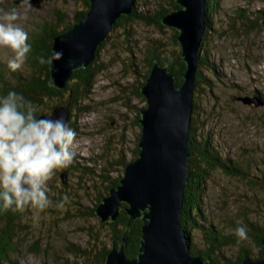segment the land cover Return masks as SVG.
Returning a JSON list of instances; mask_svg holds the SVG:
<instances>
[{"label":"rangeland","instance_id":"obj_1","mask_svg":"<svg viewBox=\"0 0 264 264\" xmlns=\"http://www.w3.org/2000/svg\"><path fill=\"white\" fill-rule=\"evenodd\" d=\"M136 1L138 10L150 12L158 2L166 6L168 0ZM80 7V2L73 0H31L30 6L0 0V15L15 8L16 23L29 34L44 21H57L56 12L66 14L64 20H67V15L71 16ZM260 8L264 9V0H218L210 18L207 17L211 25L206 31L204 46L219 69L221 80L202 68L204 73L200 76L206 78L193 89L194 101L198 104L199 114L195 119L199 121L198 126H204V130L212 134L222 156L241 161L239 164L244 170L250 168L248 177L232 176L215 169L201 181L199 207L205 221L233 237L238 225H244L249 231L248 221L257 228L264 227V103L259 100L258 103L257 99L244 103L241 99L245 96L264 98V21L260 19L257 25H249ZM155 38L172 44L171 27L159 28L133 21L109 33L97 61L102 70L96 74L92 91L85 100L90 103V109L68 118L69 126L77 134L72 145L75 162L71 165L75 169L63 168L67 170L65 183L61 182L59 172L50 178V204L46 209L37 212L26 206L17 217L13 216L10 222L14 225L15 250L8 253L13 263L90 264L94 262L93 251L97 252L100 244L111 247L107 225L100 224L98 217L88 211L100 194L102 167L108 160L113 163L117 156L126 164L132 159L135 145L138 146L141 126L136 121L146 102L132 92L134 85L139 84L138 76L128 73L123 59L127 49L140 58L144 45ZM171 44L170 48H176ZM12 56L10 48L0 46V87L5 84L2 80L12 83V74L23 77V73H27L25 61L15 71L8 68L7 61ZM207 77H211L212 90L207 85ZM44 103L45 106H40L42 109L51 102ZM125 164L122 169L113 170L111 176L117 173L121 176ZM5 224L6 221H1L0 228ZM189 229L191 251L202 248L201 233L192 226ZM241 245L248 249V255L256 258L259 248L252 235L247 234ZM220 248L228 260H234L240 252L236 243ZM73 249L77 252L73 253ZM8 259L2 264H12Z\"/></svg>","mask_w":264,"mask_h":264},{"label":"water","instance_id":"obj_2","mask_svg":"<svg viewBox=\"0 0 264 264\" xmlns=\"http://www.w3.org/2000/svg\"><path fill=\"white\" fill-rule=\"evenodd\" d=\"M88 1L85 15L52 37L49 57L53 51L62 52L49 65V83L56 88L65 86L73 70L90 63L116 18L130 13L135 0ZM176 1L179 7L165 12L161 22L177 29L176 38L185 63L183 81L177 85L168 67L153 61L140 87L146 104L139 110L138 154L125 164L119 183L110 187L94 208L99 219L106 221L114 219L118 207L125 202L126 226L135 218L142 220L138 251L134 257L125 256L124 230L120 241L112 239L103 264H209L200 254L189 252L188 237L180 225L183 187L188 181V133L205 26V0ZM248 97L241 99L244 103L259 100ZM60 114L69 125L68 104H57L49 114H39L37 118ZM60 177L64 182V170ZM260 245L262 257L245 254L239 264H264V239Z\"/></svg>","mask_w":264,"mask_h":264},{"label":"trees","instance_id":"obj_3","mask_svg":"<svg viewBox=\"0 0 264 264\" xmlns=\"http://www.w3.org/2000/svg\"><path fill=\"white\" fill-rule=\"evenodd\" d=\"M80 2L82 8L75 9L73 14L67 15L69 17L67 20H64L66 14H60L56 12L57 21L47 22L44 21L39 26L35 27L30 31L29 41L31 43V49L26 54V71L23 73V77L18 74H12L13 81L12 83H7L3 81V86L0 87V95L6 94L9 90H14L17 93L21 94L26 100L32 102L33 106L36 109L35 115L39 114H49L53 106L57 104H68V118L72 116L77 117V113L89 111L90 103H87L85 100L89 98V95L92 91L93 83L96 74L102 70L101 63L97 62L99 58L100 51L104 48L105 44L108 41L109 33L116 28H125L130 22L141 21L145 24H154L159 28H163L164 24L161 22V18L165 12L178 8L179 4L176 0H168L166 6H162L159 2L154 6L152 11H140L138 10V1L135 0L132 10L128 14H121L116 18L113 25L110 27L109 32L104 40H102L99 45L96 47L95 55L93 59L84 67H80L72 71L70 78L66 81L63 88H56L49 83V65L50 63L41 64L39 63L38 56L49 57L51 51L52 37L58 32L70 28L75 21L83 17L86 11L89 8L88 0H73ZM218 0H206V25L204 33L201 38L200 43V52L201 53L197 60L196 65V75H195V85L200 82V80L205 77H201L200 73H204L203 69L210 72L218 80L220 78V71L217 68L215 62L208 57L206 54V46H204L205 34L207 29L210 27L207 23V17L211 15V10L216 7ZM13 3H20V0H13ZM21 4V3H20ZM64 13V12H63ZM245 14V13H244ZM243 14V18L245 15ZM71 17V18H70ZM253 20L249 25H257L256 21H264V9L260 8L255 11ZM260 22V21H258ZM172 29V44L176 47L170 48V44H165L163 39L155 38L149 40L141 50L140 58L136 56L134 51L127 49L126 58L124 56L123 65L127 67L128 73L132 76H138L139 84L134 85L132 92L138 98L144 100V96L140 92L141 84L144 82L145 77L147 76L153 61H158L161 65L168 67V70L174 75L175 83L179 85L183 81V72L185 69V63L182 60L180 55V45L176 39L177 30L171 27ZM171 44V45H172ZM170 48V50H169ZM204 54H203V53ZM142 70L140 71V69ZM203 68V69H202ZM206 78V77H205ZM207 82V85L211 83V77ZM135 80H137L135 78ZM202 82V81H201ZM205 82V81H204ZM203 83V82H202ZM212 90V86H208ZM256 96V95H254ZM261 103H264V98L258 96ZM46 101L51 103L45 108ZM85 102V103H84ZM41 106V107H40ZM72 111H75L74 113ZM194 113V115H193ZM196 114V115H195ZM198 104L194 101V92L192 97V112L189 125V151L188 156V181L184 184L183 187V198H182V207H181V216H180V225L183 227L185 234L188 237L189 243V252L191 254H200L204 260H209V264H239L242 257L245 254H249L248 249L241 245V242H237V237H233L230 234L223 233L219 230L216 225L212 224L208 220L205 221L204 216L202 215L200 209V190H202V182L207 177H209L210 171L219 169L223 173L239 176V177H248L249 169H242L239 160L232 159L229 156H222L220 152L216 149L212 134L209 131L204 130V126H198L196 119L198 115ZM138 117V115H136ZM72 121H70L71 123ZM138 123V121H136ZM74 126V125H73ZM70 127V126H69ZM205 131V132H204ZM140 132L137 134V140L139 139ZM138 146L135 145L133 149V155L131 158H135L138 154ZM113 163L110 160L107 161V165L103 166L99 171L100 179V194L95 198L93 206L90 207L88 213L91 216H97L94 212L96 204L99 202L100 198L103 195L108 193V190L112 186H116L119 183V173L111 176L113 170L117 168H123L125 161L121 156H117L114 159ZM75 156L71 164H74ZM242 163V162H241ZM71 166V169H75L74 165ZM84 168H87L84 167ZM62 169V170H61ZM57 169L55 172L60 173L64 170L67 174L66 169ZM84 171V170H83ZM86 172H89L86 170ZM61 180V177H60ZM62 182V180H61ZM264 182V179L263 181ZM62 183H65L62 182ZM264 184V183H262ZM127 204L122 202L118 208V213L114 219H108L106 221H101L98 217V221L102 225H107L110 230V242L112 239H118L120 241L123 231L126 232V243L123 247V251L126 257H134L138 251V245L141 234V224L142 220L140 217L135 218L131 221L129 226H126L128 221V214L126 211ZM20 211H13L12 209H0V222H5L6 224L0 228V264L3 261L8 259V253L14 251V237L13 232L14 225L10 222L13 219V216L17 217ZM199 216L201 218H199ZM201 220V222H199ZM249 231L248 235H252L255 240L256 245L258 246V255L257 257H262L260 240L264 239V227L257 228L255 224L251 221L247 222ZM195 228L201 233V241L203 247L197 250H192V237L190 233V227ZM234 228V226H233ZM236 243L240 248V252L237 254L234 260H228L221 254V248L228 244ZM110 248L106 247V244H100V248L97 252L94 253V262L90 264H103L105 256ZM77 250L73 249V253H76ZM87 258L86 256H84ZM8 261H11L8 259ZM12 264L13 261H11Z\"/></svg>","mask_w":264,"mask_h":264},{"label":"clouds","instance_id":"obj_4","mask_svg":"<svg viewBox=\"0 0 264 264\" xmlns=\"http://www.w3.org/2000/svg\"><path fill=\"white\" fill-rule=\"evenodd\" d=\"M20 3L30 6L31 0ZM17 19L15 8L0 15V46L13 51L7 61L13 71L22 66L31 49L28 32ZM61 56V51H53L50 57L37 59L46 64ZM35 112L32 102L14 90L0 95V209H46L50 204L48 181L55 170L73 161L76 131L62 114L38 119ZM235 235L238 243L246 240V227L238 225Z\"/></svg>","mask_w":264,"mask_h":264},{"label":"bare ground","instance_id":"obj_5","mask_svg":"<svg viewBox=\"0 0 264 264\" xmlns=\"http://www.w3.org/2000/svg\"><path fill=\"white\" fill-rule=\"evenodd\" d=\"M206 4V3H205ZM200 43H201V41H200Z\"/></svg>","mask_w":264,"mask_h":264}]
</instances>
